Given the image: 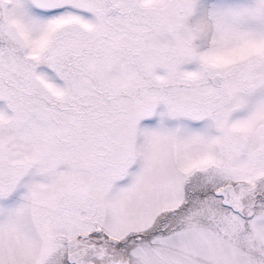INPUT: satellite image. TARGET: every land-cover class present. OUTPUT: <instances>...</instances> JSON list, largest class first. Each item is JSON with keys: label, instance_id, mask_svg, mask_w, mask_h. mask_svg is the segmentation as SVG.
I'll use <instances>...</instances> for the list:
<instances>
[{"label": "snow or ice", "instance_id": "6c2138e0", "mask_svg": "<svg viewBox=\"0 0 264 264\" xmlns=\"http://www.w3.org/2000/svg\"><path fill=\"white\" fill-rule=\"evenodd\" d=\"M0 264H264V0H0Z\"/></svg>", "mask_w": 264, "mask_h": 264}]
</instances>
